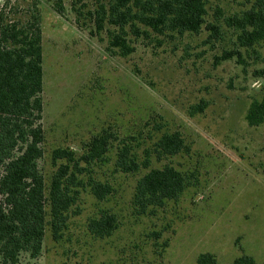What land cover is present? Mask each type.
<instances>
[{"label":"rangeland","instance_id":"374dc122","mask_svg":"<svg viewBox=\"0 0 264 264\" xmlns=\"http://www.w3.org/2000/svg\"><path fill=\"white\" fill-rule=\"evenodd\" d=\"M55 1L0 0L11 19L27 22L36 6L42 15L40 168L49 185L57 169L51 160L55 148L80 154L95 135L111 133L104 158L88 167L113 192L100 200L89 186L80 187L62 238L55 240L47 225L41 254L22 253L19 264H197L203 252L221 264L245 254L264 264V123L246 119L250 103L264 95V43L241 47L238 32L226 23L252 0L208 1L205 18L219 26L217 38L206 25L197 33L130 36L135 50L127 56L107 51L106 31L92 35L89 19L76 22L72 0H62V13ZM230 51L241 57L219 59ZM197 104L203 111L193 113ZM176 130L189 151L158 157L155 142ZM123 142L139 161L149 157L150 167L118 170ZM166 164L194 173V184L154 214L135 215L138 178ZM80 176L87 180L89 174ZM105 210L117 213L119 227L94 237L88 221Z\"/></svg>","mask_w":264,"mask_h":264},{"label":"trees","instance_id":"16d2710c","mask_svg":"<svg viewBox=\"0 0 264 264\" xmlns=\"http://www.w3.org/2000/svg\"><path fill=\"white\" fill-rule=\"evenodd\" d=\"M91 1L92 7L87 0H72L71 9L78 24L82 17L89 19L92 35L106 31V49L111 54H131L135 47L130 36L197 33L203 25L211 32L210 37L219 35V26L205 18L209 0ZM54 7L57 12H64L62 0L55 1ZM41 23L37 6L27 22L9 18L0 6V264H19L22 253L39 256L47 225L55 240L62 238L80 197V187L89 186L100 200L113 192L111 183L95 179L88 167L107 153L112 136L107 132L95 135L80 154L72 147L55 148L51 160L57 169L50 184L45 182L39 162L45 141ZM226 23L238 32L241 47L264 43V0H252L247 9L226 18ZM236 53L240 58L241 53ZM236 53L225 52L219 59L231 58ZM202 111V105L193 106V113ZM246 119L250 125L264 123V95L250 103ZM155 146L158 157L190 149L178 130L163 133ZM115 165L125 173L137 172L142 167L148 169L150 159L139 161L123 142ZM87 173V180L82 179L80 175ZM193 178L194 173L171 164L150 168L136 182L132 197L134 214H154L194 184ZM118 227L117 213L109 210L88 221V230L98 238L112 235ZM254 263V258L247 254L234 260V264ZM197 264L221 263L213 253L203 252L197 257Z\"/></svg>","mask_w":264,"mask_h":264}]
</instances>
